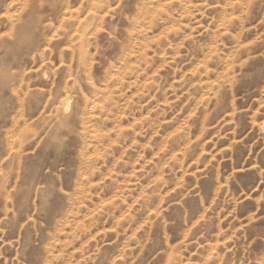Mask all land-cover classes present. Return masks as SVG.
Segmentation results:
<instances>
[{
	"label": "clouds",
	"instance_id": "9594fccd",
	"mask_svg": "<svg viewBox=\"0 0 264 264\" xmlns=\"http://www.w3.org/2000/svg\"><path fill=\"white\" fill-rule=\"evenodd\" d=\"M230 28L264 37V0H0V264H264V41L175 84ZM153 38L187 50L132 101Z\"/></svg>",
	"mask_w": 264,
	"mask_h": 264
},
{
	"label": "rangeland",
	"instance_id": "374dc122",
	"mask_svg": "<svg viewBox=\"0 0 264 264\" xmlns=\"http://www.w3.org/2000/svg\"><path fill=\"white\" fill-rule=\"evenodd\" d=\"M207 16V14H205ZM199 20V17H197ZM201 24L206 27L207 23L205 21H201ZM216 27V25H213ZM156 36L160 37V40L163 39L161 36L160 30L155 29ZM203 31V28L200 29ZM239 31L238 29H229L231 32L232 38H227V34L225 37V45L221 46L219 49H213L212 45H209V48L205 49L202 52L197 53L196 58L193 60L191 64L185 63L183 66V70L175 69V65L183 59V53L187 50L186 48H181L179 52L174 51V49H169L167 52L168 60L165 59L163 55L154 56L153 49L155 47V43H159L160 40L154 39V42H144V46L140 49L139 53H134L133 56L136 57L137 55L144 60L148 67L144 68V64L136 63L135 59L134 62L126 68V72L128 76H131L132 80L135 82V86L132 87L131 91L129 92V97L132 101L139 99V96H147L148 90L153 89L154 86H160V77L165 76V74L169 70V61L173 69L176 71L175 76V84L178 87L180 83H182L187 77L185 75H191L193 77V84L199 85L201 82L199 81V73L203 70L204 64L202 61L204 60V53L207 52L210 57L213 59L209 60V67H216L214 57L218 52L221 57H223V62L220 63L219 67L216 68V72L220 73L222 79L225 83H227V77H230L233 72L240 71V64L241 61H247L248 65H251L253 61L248 60L249 54H255L252 50L257 48L259 44L264 41V37L260 36L256 30L253 28L249 32L244 33L243 35L237 38L236 32ZM151 35V34H150ZM169 40H172L173 44L179 43L182 37H176L174 40L170 35L168 37ZM203 40V38H200ZM137 68H144V71L140 74L139 79H136V69ZM213 83H216V73H210ZM208 77H205L204 80L207 81ZM173 81L169 79L168 85L169 89L171 90V85ZM195 91V89H193ZM138 93V94H137ZM188 95V89H182L177 92V96L180 97V100H177V96H170L169 100H165L161 93L153 92L154 98L151 100L150 103L147 104L143 115L146 118H150L151 114L149 113V109H153L156 104L157 100L160 101V105L167 106L171 101H176L180 103L181 100H186ZM196 99L200 100L201 103L204 102L203 94L198 95ZM191 102H187L185 108L181 112V115H185L188 112V108L191 107ZM139 118V116H138ZM171 121V117H169ZM174 123V121H172ZM11 197H9V201ZM5 201H0V218L10 216L11 215V208L5 207ZM107 201H105V205ZM105 205H101L104 207ZM4 235L5 239L0 241V243H7L8 247H11V243L13 240H16L22 236V233H17L16 235H10L8 233L2 234ZM15 255V250L8 253L7 259L9 261Z\"/></svg>",
	"mask_w": 264,
	"mask_h": 264
}]
</instances>
